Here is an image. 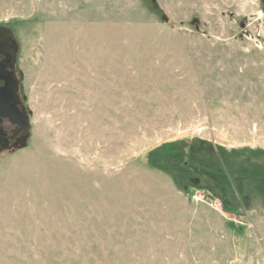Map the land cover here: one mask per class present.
Segmentation results:
<instances>
[{
	"label": "rangeland",
	"instance_id": "rangeland-1",
	"mask_svg": "<svg viewBox=\"0 0 264 264\" xmlns=\"http://www.w3.org/2000/svg\"><path fill=\"white\" fill-rule=\"evenodd\" d=\"M0 31V264H264L263 0H0Z\"/></svg>",
	"mask_w": 264,
	"mask_h": 264
},
{
	"label": "flooded vegetation",
	"instance_id": "flooded-vegetation-1",
	"mask_svg": "<svg viewBox=\"0 0 264 264\" xmlns=\"http://www.w3.org/2000/svg\"><path fill=\"white\" fill-rule=\"evenodd\" d=\"M15 49L0 31V150L21 141L27 131V118L18 95L14 71Z\"/></svg>",
	"mask_w": 264,
	"mask_h": 264
},
{
	"label": "built area",
	"instance_id": "built-area-1",
	"mask_svg": "<svg viewBox=\"0 0 264 264\" xmlns=\"http://www.w3.org/2000/svg\"><path fill=\"white\" fill-rule=\"evenodd\" d=\"M216 207H217V208H221V204H220V203H218V205H216Z\"/></svg>",
	"mask_w": 264,
	"mask_h": 264
},
{
	"label": "water",
	"instance_id": "water-1",
	"mask_svg": "<svg viewBox=\"0 0 264 264\" xmlns=\"http://www.w3.org/2000/svg\"><path fill=\"white\" fill-rule=\"evenodd\" d=\"M263 3H264V0H263Z\"/></svg>",
	"mask_w": 264,
	"mask_h": 264
}]
</instances>
